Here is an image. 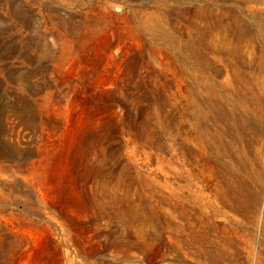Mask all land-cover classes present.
Here are the masks:
<instances>
[{"label":"rangeland","instance_id":"rangeland-1","mask_svg":"<svg viewBox=\"0 0 264 264\" xmlns=\"http://www.w3.org/2000/svg\"><path fill=\"white\" fill-rule=\"evenodd\" d=\"M237 11L0 0V264H264V204L252 218L217 194L235 173ZM189 205L223 257L186 241Z\"/></svg>","mask_w":264,"mask_h":264},{"label":"bare ground","instance_id":"bare-ground-1","mask_svg":"<svg viewBox=\"0 0 264 264\" xmlns=\"http://www.w3.org/2000/svg\"><path fill=\"white\" fill-rule=\"evenodd\" d=\"M252 1L256 0H237L235 41H244L246 51L243 56L247 59L236 51L235 149L234 146L223 145L224 156L235 153V173L222 177V186L218 187L217 194L226 202L224 206L234 213L256 217L264 204V33L253 20L255 10L250 6ZM195 207L202 216V225L198 229L191 226L186 241L205 247L203 252L209 256L223 257L220 238L211 233L217 231L220 224L207 218L206 211L198 206L189 205V208ZM189 208L186 206L184 209L191 218ZM206 223L209 224L204 226ZM228 228L224 226L223 230Z\"/></svg>","mask_w":264,"mask_h":264}]
</instances>
